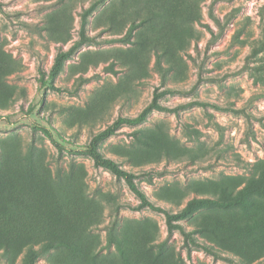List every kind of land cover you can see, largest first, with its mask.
I'll use <instances>...</instances> for the list:
<instances>
[{
  "label": "rangeland",
  "instance_id": "1",
  "mask_svg": "<svg viewBox=\"0 0 264 264\" xmlns=\"http://www.w3.org/2000/svg\"><path fill=\"white\" fill-rule=\"evenodd\" d=\"M94 1L0 0V264H23L45 246L42 263L229 264L200 250L188 257L178 232L167 238L162 213L129 208L139 200L125 182L82 153L167 88L187 91L163 96L167 107L212 106L154 111L101 152L171 213L193 199L218 201L181 223L238 264H262L264 194L242 191L264 177V47L251 55L264 44V0H105L86 28L95 42L66 61L52 89L57 51L79 40ZM211 6L225 25L216 42ZM213 225L244 235L251 254L225 249L237 240L222 248L206 237Z\"/></svg>",
  "mask_w": 264,
  "mask_h": 264
},
{
  "label": "trees",
  "instance_id": "2",
  "mask_svg": "<svg viewBox=\"0 0 264 264\" xmlns=\"http://www.w3.org/2000/svg\"><path fill=\"white\" fill-rule=\"evenodd\" d=\"M105 0H95L92 2L88 8L84 9L80 15V29H79V40L74 42L72 46L65 50L63 48H59L57 51V54L54 59V64L51 68V71L48 75V79L52 82L49 86L52 89H56L53 82L55 79L59 76V74L63 71L64 66L66 64V61L72 57V55L75 54V52L85 45L86 43L95 42L94 39L90 38L86 34V28L88 26L89 18L90 16L98 9V7L104 2ZM209 15L211 18L215 21V23L219 27V33L212 37L211 42H216L224 33L225 25L222 24V22L217 19L214 16L212 6L209 9ZM264 47V44L260 49H253L251 55H256L259 52L262 51ZM43 78V77H42ZM41 78V85L46 86V81ZM58 90V89H57ZM176 94H187V91L179 90V89H172L167 88L164 91L161 92H155L154 97L151 101V103L146 106L137 116L135 117H123L119 116L115 122H113L110 126H108L106 129L98 132L97 134H94L91 138L89 144L85 147L86 149L82 151L83 154H86L89 156L95 167L103 168L109 171L111 174H113L116 178L121 179L125 182V184L128 186V188L131 190V192L137 197L139 200V204L135 207L129 206V208L139 211L143 209H149L154 212L162 213L165 216L166 219V225H167V238H171L176 232H178L182 238H183V246L188 254V257H190L191 253L196 250H200L204 252L205 254L213 257L215 260H223L229 264H238L237 261H235L234 258L226 257L222 255L223 251L218 248H216L214 245L209 243L210 241L208 239H201L199 237V229L194 228L192 230H187L185 226L181 223L182 220L188 218L193 213H195L198 209L214 205L218 203V201L212 200V199H193L190 200L187 204V206L179 213H171L170 211L154 204L149 197L145 194V192L140 188V186L137 184V175L135 173H132L126 169H124L119 163H117L114 159L104 156V154L100 150V145L106 141L108 138L116 135L118 130L122 126H137L147 121L150 114H152L154 111L158 112H167V113H174L179 114V111L181 109L193 107V106H199L202 108H207L210 105L207 102L204 101H189L185 104L179 105L178 107H167L160 103V99L165 95H176ZM214 106V105H213ZM214 108H217V110H230L235 113H242L245 114L242 110H235V109H226L223 107H217L214 106ZM44 132L49 136L52 140V142L59 146L54 139H52L51 133L44 129ZM264 177L257 181L256 183H263V184H253L247 186L243 191L242 195H245L250 190H256L257 192H260L264 194ZM259 222H264V219L260 220ZM248 226V225H246ZM205 236L209 239L215 240L216 244L221 245L222 248H225L224 245H228L231 241L237 240L238 246L235 249H231L227 246V248L230 251L236 252L239 256L245 258L247 255L251 254V246H250V240L245 239L244 235H237L236 233H230L229 235L226 234V227L225 226H209L205 227L203 229ZM243 237V238H242ZM202 240V241H201ZM56 245L54 244L53 247ZM217 246V245H216ZM249 247V248H248ZM49 253V247L45 246L44 248L35 249L34 247H31L28 251V253L24 257L23 264H54L50 261H46L45 263L40 262V258H43L45 254ZM240 258V257H239ZM264 264V262L262 263Z\"/></svg>",
  "mask_w": 264,
  "mask_h": 264
}]
</instances>
